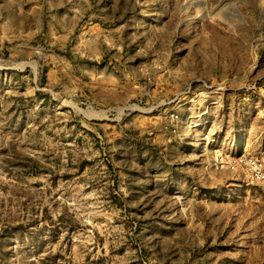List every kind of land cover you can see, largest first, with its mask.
<instances>
[{
	"label": "rangeland",
	"instance_id": "obj_1",
	"mask_svg": "<svg viewBox=\"0 0 264 264\" xmlns=\"http://www.w3.org/2000/svg\"><path fill=\"white\" fill-rule=\"evenodd\" d=\"M0 264H264V0H0Z\"/></svg>",
	"mask_w": 264,
	"mask_h": 264
},
{
	"label": "bare ground",
	"instance_id": "obj_2",
	"mask_svg": "<svg viewBox=\"0 0 264 264\" xmlns=\"http://www.w3.org/2000/svg\"><path fill=\"white\" fill-rule=\"evenodd\" d=\"M194 4H195L194 1H189L188 4H187V6L190 7V6H193ZM226 9H227V8H226ZM226 9H225V10H226ZM229 11H230V10H229ZM224 12H225V15H226V14L228 15V13H226V11H224ZM188 19H189V18H188ZM201 120H202L201 123H195L194 126L204 125V124H206V123H210V122H213V121H214V120H212V119H209L208 116L203 117ZM206 134H207V133H206ZM206 134H205L203 131H200V132L198 133V136L203 137V135H206ZM210 134H212V132L208 133L207 136L210 135ZM207 136H206V137H207ZM210 136H211V135H210ZM200 137H199V138H200ZM199 138H198V139H199ZM207 138H209V137H207ZM201 139H205V138H201ZM209 140H210V139H209ZM193 141H194V140H193ZM202 142H203V141H202ZM202 142H201V143H202ZM204 142H205V141H204ZM205 143H206V142H205ZM192 144H193V143L190 141V142H189V145H192ZM203 145H204V144H203ZM203 145H202V146H203ZM205 145H206V144H205ZM205 145H204V147H205ZM206 146H207V145H206ZM205 150H206V149H205ZM207 151H208V150H207ZM207 151H204V152H207ZM208 153H209V152H208Z\"/></svg>",
	"mask_w": 264,
	"mask_h": 264
},
{
	"label": "built area",
	"instance_id": "obj_3",
	"mask_svg": "<svg viewBox=\"0 0 264 264\" xmlns=\"http://www.w3.org/2000/svg\"><path fill=\"white\" fill-rule=\"evenodd\" d=\"M249 162H250V164L252 165V167L256 168V166H257V162H256L255 159H250Z\"/></svg>",
	"mask_w": 264,
	"mask_h": 264
}]
</instances>
